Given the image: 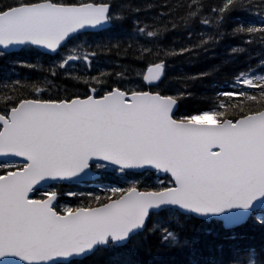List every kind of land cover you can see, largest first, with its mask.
<instances>
[{
	"label": "snow or ice",
	"instance_id": "obj_1",
	"mask_svg": "<svg viewBox=\"0 0 264 264\" xmlns=\"http://www.w3.org/2000/svg\"><path fill=\"white\" fill-rule=\"evenodd\" d=\"M249 4L223 0L211 12L219 25L226 12ZM251 6L264 8V0ZM120 18L107 0H15L0 7V46H42L55 54L83 31ZM233 31L260 33L258 39L264 41V21L259 27L240 23ZM138 32L158 34L145 33L144 27ZM189 51L185 47L180 54ZM152 53L142 49V55ZM97 54L96 49L77 54L72 48L51 74L76 61L90 70ZM163 68L162 63L149 67L144 79L159 81ZM85 83L89 87L83 97L41 99L43 90L33 84L32 98L13 95L0 105V264H76L102 248L142 249L152 237L170 252L191 253L194 243L182 237L177 217L225 229L250 219L264 225V76L241 72L231 90L217 93L214 107L180 117L172 95L119 87L96 95L103 79ZM20 84L16 80L13 87ZM238 99L259 108L245 112L239 107L240 114L230 118ZM110 166L122 173L154 170L160 186L111 188L105 202L92 196L90 203L74 208H60L55 185L45 187L49 181L80 180L92 169ZM230 264H264V248L235 246Z\"/></svg>",
	"mask_w": 264,
	"mask_h": 264
},
{
	"label": "trees",
	"instance_id": "obj_2",
	"mask_svg": "<svg viewBox=\"0 0 264 264\" xmlns=\"http://www.w3.org/2000/svg\"><path fill=\"white\" fill-rule=\"evenodd\" d=\"M85 1L92 0H58L67 3ZM14 2L15 0H0V7ZM96 2H105V0H96ZM107 2L112 3L113 9L122 15L123 20L119 22L122 29L131 32L141 26L145 28V32L154 31L158 34L138 40L133 36L125 37V35L108 38L100 45V53L105 57L104 59L110 60L113 66L91 75L77 74L78 78L57 77L49 80L48 69L39 70L40 62H37L36 67H32L34 76L29 80L24 79L27 74L17 70L21 84L13 87L16 81L12 77L13 72L9 67L0 66V105L13 95L19 98L31 97L33 84L43 89L54 80L57 81V86L50 85V87L66 88L68 91L62 98L85 94L89 87L85 81L92 77L103 79V87L110 90L119 86L120 83L115 80L118 74L133 76L132 71L144 70L153 63L162 62L167 66V74L161 85L152 90L177 97L180 100V111L190 115L214 107L219 100L217 93L222 91V86L233 81L237 74L249 68H263L264 41L258 39L261 34L233 31L240 23H243L245 28L260 26V22L254 20L252 15L256 11L264 13V8L251 6L259 0H251V4L249 0H244L249 7L226 12L219 25H216L219 17L209 9L219 8L223 0H107ZM213 18L215 20H212ZM204 19H207L211 25L201 23ZM118 27L117 25L115 30ZM185 47L191 51L180 54V49ZM234 47L239 49L235 53L231 51ZM144 48H151L153 53L142 55ZM260 60L261 62L258 63ZM43 72L45 78L42 77ZM199 73H208V75L194 79L193 77ZM237 102L239 104V99ZM239 107H243L247 112L258 110L259 105L251 102L239 104L235 110L229 109L230 117L240 114ZM100 197V203L106 201L107 196L102 194ZM179 223L183 227L182 237L194 243L191 253L170 252L152 237L142 249L135 245L123 249H103L86 259L77 260L76 264H230L231 249L235 246L264 248V225L255 219H250L234 230H226L218 223H202L197 219L183 218Z\"/></svg>",
	"mask_w": 264,
	"mask_h": 264
},
{
	"label": "rangeland",
	"instance_id": "obj_3",
	"mask_svg": "<svg viewBox=\"0 0 264 264\" xmlns=\"http://www.w3.org/2000/svg\"><path fill=\"white\" fill-rule=\"evenodd\" d=\"M121 17V16H120ZM252 18L256 20L257 22L264 21V14H257L256 12L253 13ZM121 19V18H120ZM122 25H119L118 29L116 30H110L102 34H93V35H85V36H80L76 38L70 46H68L62 54H60L57 58H49V57H43L44 61H47L48 63V79L50 78H55L57 77H72V78H78L77 74H80L82 72H85L89 75L97 72V71H105L109 67H112L113 65L109 62L110 60L104 59L105 57L102 56L100 53L101 50V44L104 43L108 38L110 37H116L120 35H125L126 37L128 36H133L136 40L138 39H145L148 37L146 34H142L138 32V29L135 28L134 30H131V32L126 31V29L121 28ZM123 30V31H122ZM127 32V33H126ZM146 33V32H145ZM140 37V38H139ZM99 45V48H96V46ZM76 48L77 54L85 53L88 51H91L93 49L98 50L97 55L91 59V65H90V70L85 67L84 62L82 61H76L72 62L70 66H66L64 69H60L58 66L55 67V72L56 75L53 76L51 74L50 69L52 68L53 65H58L61 59L68 54V52L72 49ZM36 53V52H35ZM36 55H39L36 53ZM103 57V58H102ZM42 58V57H41ZM42 64L39 63L38 67L39 70H41ZM34 68L36 67V64H33ZM13 70H19L22 71V74H27L24 79L29 80L31 77L34 75L32 74L31 69H26L18 66L12 67ZM9 70L11 71V68L9 67ZM18 72V71H17ZM61 72V73H60ZM133 76L128 75V74H118L116 78V82H119V88L124 89V90H143L145 88L144 85V74L145 70L137 69L135 71H132ZM122 74V75H121ZM60 75V76H59ZM119 80V81H118ZM52 86H57V81L54 80V82H49L48 86L44 87V94L42 95H49L50 99H62L67 94L66 88L62 89H54ZM229 88H232L230 86ZM30 90V89H29ZM101 91H106L109 89H106L105 87H102L100 89ZM231 90V89H227ZM31 93L34 94V89L33 91L31 90ZM87 93V92H86ZM85 93V94H86ZM85 94H77V95H70L66 97L65 99L69 97H74V96H83ZM46 95V96H47ZM188 114H180V116H184ZM102 171H105L107 173V181L106 182H98V183H93V187L95 188V191L90 190V189H80V190H75L72 186H69L67 189H62L58 188V190H62L61 195L65 198L64 201L60 204V208H65V207H77L80 206L82 203L83 204H88L91 202L92 196H101V193H105L104 196H109L110 192L109 189L111 188H121V189H127L132 183H137L141 185L142 189H153L155 187H159V178L158 175L155 174H145L140 177H135L136 175H129L125 172H120L118 168L115 167H108L106 169H101ZM165 181L167 182V176L164 177ZM69 192H75V193H82L83 195H77V196H68L66 195ZM90 194V195H89ZM176 219L180 220L179 217ZM175 227V225H174Z\"/></svg>",
	"mask_w": 264,
	"mask_h": 264
},
{
	"label": "water",
	"instance_id": "obj_4",
	"mask_svg": "<svg viewBox=\"0 0 264 264\" xmlns=\"http://www.w3.org/2000/svg\"><path fill=\"white\" fill-rule=\"evenodd\" d=\"M106 26H108V24H106L104 27H106ZM1 47H3V48H5L4 46H1ZM10 48H12V49H19L21 46L20 45H16V46H9ZM40 47H42V46H40ZM43 48V47H42ZM44 49V48H43ZM155 65H152L151 67H154ZM148 75V70H147V73H146V76ZM165 76H166V70H165V68H163V70H162V72H161V79L159 80V81H153L151 84H149L146 80H145V84L147 85V86H151V87H154V86H157V85H160L162 82H163V80H164V78H165ZM150 92H152V91H150ZM153 93H155V92H153ZM179 107H180V104H179V101H178V104H177V106H176V108L174 109V112H176L178 109H179ZM130 171H135V172H141V171H145V170H130ZM154 171V170H153ZM93 176H94V173L92 172V170L89 172V175L87 176V177H85V178H83V179H80V180H75V179H73V180H71V181H89V180H91L92 178H93ZM54 181H49L48 182V184H51V183H53ZM64 182H70V181H64ZM47 184V185H48ZM46 186V185H45Z\"/></svg>",
	"mask_w": 264,
	"mask_h": 264
},
{
	"label": "bare ground",
	"instance_id": "obj_5",
	"mask_svg": "<svg viewBox=\"0 0 264 264\" xmlns=\"http://www.w3.org/2000/svg\"><path fill=\"white\" fill-rule=\"evenodd\" d=\"M206 1V0H205ZM129 2V1H128ZM126 3V2H125ZM216 3V2H215ZM174 4V3H173ZM182 4V3H181ZM212 4V3H211ZM201 6V5H200ZM211 6V5H210ZM219 7V6H218ZM204 9V8H203ZM124 10V9H123ZM209 10H211V8L209 9ZM128 11V10H127ZM206 11V10H205ZM130 12V11H129ZM132 14V13H131ZM141 17V16H140ZM240 17V16H239ZM212 20H215L214 18L212 19ZM225 20V19H224ZM217 21V20H216ZM246 23V22H245ZM128 24V23H127ZM210 24V23H209ZM212 24H213V22H212ZM216 24V23H215ZM130 25V24H129ZM211 25V24H210ZM217 25V24H216ZM216 25H215V27H216ZM130 27V26H129ZM141 27V26H140ZM122 28V27H121ZM207 28V27H206ZM203 29H205V28H203ZM217 29V28H216ZM208 30V29H207ZM211 31V30H210ZM213 31H214V29H213ZM194 32V31H193ZM208 32V31H207ZM127 33V32H126ZM208 34V33H207ZM202 35V34H201ZM204 35V34H203ZM207 36V35H206ZM126 37V36H125ZM256 37V36H255ZM140 38V37H139ZM119 39V38H118ZM253 39V38H252ZM111 40V39H110ZM242 40V39H241ZM255 40V39H254ZM118 42V41H117ZM261 42V41H260ZM259 42V43H260ZM100 49V48H99ZM113 49V48H112ZM123 50V49H122ZM262 50V49H261ZM98 51V50H97ZM112 51V50H111ZM257 51V50H256ZM107 55V54H106ZM253 55V54H252ZM117 57V56H116ZM43 58V57H42ZM124 58V57H123ZM115 60V59H114ZM128 61V60H127ZM42 66V65H41ZM110 68V67H109ZM61 69V68H60ZM178 70V69H177ZM100 71V70H99ZM33 73V72H32ZM44 73V72H43ZM61 73V72H60ZM100 73V72H99ZM183 73V72H182ZM116 74H118V73H116ZM195 75V74H194ZM60 76V75H59ZM86 79V78H85ZM116 80V79H115ZM119 81V80H118ZM42 82V81H41ZM112 82V81H111ZM81 84V83H80ZM190 84V83H189ZM74 86V85H73ZM185 86V85H184ZM76 87V86H75ZM186 88V87H185ZM163 92V91H162Z\"/></svg>",
	"mask_w": 264,
	"mask_h": 264
}]
</instances>
